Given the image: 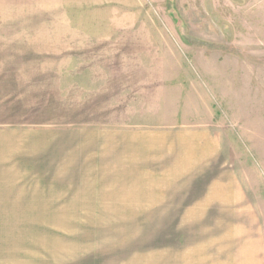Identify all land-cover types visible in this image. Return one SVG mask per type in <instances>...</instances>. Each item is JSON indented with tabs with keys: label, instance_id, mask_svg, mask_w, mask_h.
I'll list each match as a JSON object with an SVG mask.
<instances>
[{
	"label": "rangeland",
	"instance_id": "374dc122",
	"mask_svg": "<svg viewBox=\"0 0 264 264\" xmlns=\"http://www.w3.org/2000/svg\"><path fill=\"white\" fill-rule=\"evenodd\" d=\"M0 75V264L234 262L227 224L95 204L109 143L86 136L219 134L263 194L264 0H0ZM246 233L234 264L263 256Z\"/></svg>",
	"mask_w": 264,
	"mask_h": 264
},
{
	"label": "crops",
	"instance_id": "0c3cea01",
	"mask_svg": "<svg viewBox=\"0 0 264 264\" xmlns=\"http://www.w3.org/2000/svg\"><path fill=\"white\" fill-rule=\"evenodd\" d=\"M1 110L0 99V115ZM96 136L109 144L105 155L100 150L96 157H103L108 169L103 171L107 185L93 196L104 201L95 204L128 207L139 216L129 221L175 223L205 215L206 225L227 224L225 237L232 238L227 245L235 263L241 261L236 255L246 252L243 238L253 236L246 231H256V243L263 248L256 264H264V193L255 182L256 160L246 156L243 163L233 156L239 150L246 154L241 146L232 151L221 135L194 130L117 129L86 137ZM111 144L114 149L108 151ZM158 239L149 245L156 246Z\"/></svg>",
	"mask_w": 264,
	"mask_h": 264
}]
</instances>
